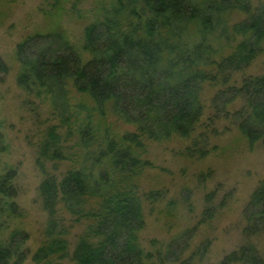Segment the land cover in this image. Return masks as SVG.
I'll return each instance as SVG.
<instances>
[{
	"label": "trees",
	"instance_id": "trees-1",
	"mask_svg": "<svg viewBox=\"0 0 264 264\" xmlns=\"http://www.w3.org/2000/svg\"><path fill=\"white\" fill-rule=\"evenodd\" d=\"M235 11L246 17L230 29L225 16ZM232 33L241 38L235 50L214 58L211 39H226ZM84 51L90 55L87 61L62 32L36 34L17 46L22 66L19 86L48 97L62 128L68 130L67 137L79 135L85 150L103 145L98 153H87V162L92 157L89 167L61 177L47 175L42 181L39 191L50 223L47 241L33 261L51 264L55 258L71 257L73 264H203L210 242L183 257L198 226L192 233L180 234L165 250L142 247L139 234L145 218L137 179L149 163L139 152L145 140L191 137L203 116V83L222 79L225 87L213 98L212 120L223 113L251 145L264 144V75L231 81L264 53V3L254 7L251 0H116L104 9L101 19L86 27ZM8 70L0 57V76ZM70 84L89 95L99 116L111 110L136 131L119 140L107 134L102 143L88 109L71 104ZM238 100L243 101L240 108L226 109ZM61 138L57 129L50 130L40 156L60 159ZM6 151L0 131V154ZM186 151L192 158H204L212 150L208 138L200 135ZM106 160L108 166L99 169ZM15 179L13 169L0 174V264H24L30 253L28 233L12 227L22 216ZM215 197V192L207 196L202 223L215 217ZM61 205L79 221H89L73 253L65 231L58 230ZM244 216L248 237L264 233V181L247 203ZM238 263L264 264V257L248 242L218 264Z\"/></svg>",
	"mask_w": 264,
	"mask_h": 264
},
{
	"label": "rangeland",
	"instance_id": "rangeland-1",
	"mask_svg": "<svg viewBox=\"0 0 264 264\" xmlns=\"http://www.w3.org/2000/svg\"><path fill=\"white\" fill-rule=\"evenodd\" d=\"M116 0H0V57L8 66V73L0 76V131L5 136L7 151L0 154V174L16 171V201L22 211L21 218L12 227L25 230L29 235L30 250L24 264L33 261L35 252L47 241L50 217L43 208L40 185L47 175L63 176L70 170L90 166L89 153H98L103 145H95L89 151L81 147L79 135L67 137L48 97L30 94L19 86L18 77L22 66L17 56V46L26 38L36 34L62 32L81 54L84 61L90 55L84 51L85 29L102 18L104 9ZM253 6L264 0H251ZM245 14L233 12L225 16L231 29L244 20ZM240 37L233 33L228 38L215 36L211 39L213 57L218 59L231 54ZM250 75H264V53L259 55L244 71L235 73L233 81L240 83ZM230 84V83H228ZM224 86L219 82H205L200 91L203 116L191 137L175 135L164 141L145 140L139 154L149 165L138 176L139 193L142 196L144 229L139 238L143 248L154 251L166 246L180 234L197 227L189 237V248L184 258L194 253L205 242L210 248L203 264H218L227 255L246 243H254L264 257V233L248 237L244 210L255 190L264 181V144L251 145L237 126L230 120L215 115L213 98ZM71 104L84 105L91 115L94 129L103 140L106 135L119 140L136 127L108 110L105 116L93 111L95 103L85 93L69 85ZM238 100L226 109L230 112L240 108ZM82 114V117H85ZM61 133L62 156L49 160L40 156L41 148L48 139L50 130ZM200 135L208 138L206 157L192 158L186 149ZM105 137V138H104ZM88 153V154H87ZM43 162L40 164V162ZM106 160L99 169H105ZM216 193L218 211L211 221L202 223L206 198ZM152 194H155V197ZM58 230L69 243L73 253L78 239L89 225L87 220H78L61 205L57 214ZM51 264H73L71 257L55 260ZM239 264V263H238Z\"/></svg>",
	"mask_w": 264,
	"mask_h": 264
}]
</instances>
